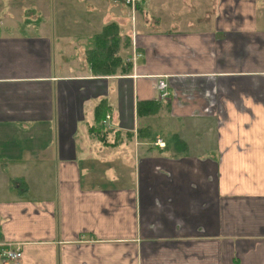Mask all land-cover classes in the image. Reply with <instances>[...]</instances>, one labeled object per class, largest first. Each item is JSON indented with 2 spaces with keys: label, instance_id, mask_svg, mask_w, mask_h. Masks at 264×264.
<instances>
[{
  "label": "crops",
  "instance_id": "0c3cea01",
  "mask_svg": "<svg viewBox=\"0 0 264 264\" xmlns=\"http://www.w3.org/2000/svg\"><path fill=\"white\" fill-rule=\"evenodd\" d=\"M30 2L0 17V264H264V0ZM111 22L132 66L100 73Z\"/></svg>",
  "mask_w": 264,
  "mask_h": 264
},
{
  "label": "trees",
  "instance_id": "16d2710c",
  "mask_svg": "<svg viewBox=\"0 0 264 264\" xmlns=\"http://www.w3.org/2000/svg\"><path fill=\"white\" fill-rule=\"evenodd\" d=\"M116 29V25L111 22L105 25L104 28L94 36V46L88 53V61L91 63L93 69L100 73H113L118 69L127 71L131 69V61H125L124 63L122 58L117 54L121 46V37ZM130 43L131 39L128 38L125 43L122 44L127 47ZM112 51L113 55H111Z\"/></svg>",
  "mask_w": 264,
  "mask_h": 264
},
{
  "label": "rangeland",
  "instance_id": "374dc122",
  "mask_svg": "<svg viewBox=\"0 0 264 264\" xmlns=\"http://www.w3.org/2000/svg\"><path fill=\"white\" fill-rule=\"evenodd\" d=\"M3 2H6V1L0 0V7L2 9L6 10L7 7H5L4 5H8V7H10V9L8 10V12H5L3 14L0 13V17L9 14V15H14L16 18H13V19L16 20V21H23V20L32 21V20H36L37 12H36V9L34 10L31 7L30 0H11V2L8 3V4H4ZM136 4L138 5V2ZM40 14L42 15V17L44 16L42 13H40ZM45 16H48V17L50 16L49 18L52 19V20L59 19V16H58L57 12L53 16H51L49 13L46 14ZM33 18H35V19H33ZM39 18H41V17H39ZM75 61L78 63L77 67L80 66L79 65V63H80L79 60H75ZM71 69H73V70L76 69V65H74L73 62H72V65H71Z\"/></svg>",
  "mask_w": 264,
  "mask_h": 264
},
{
  "label": "built area",
  "instance_id": "2783aa9c",
  "mask_svg": "<svg viewBox=\"0 0 264 264\" xmlns=\"http://www.w3.org/2000/svg\"><path fill=\"white\" fill-rule=\"evenodd\" d=\"M127 3H130L132 8L134 9L137 2L140 0H125ZM159 90V97L164 98L168 95L167 90V83L163 78H159L156 84ZM110 117L109 114L105 115L103 118V123H107L108 118ZM156 144H160L159 140L155 141ZM2 254L7 257L9 260H18L22 255V245L21 244H7L5 247L2 248Z\"/></svg>",
  "mask_w": 264,
  "mask_h": 264
}]
</instances>
